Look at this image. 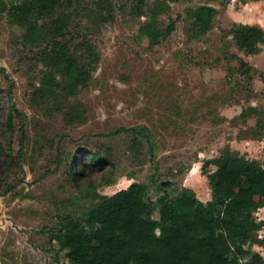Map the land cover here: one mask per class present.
<instances>
[{"label": "rangeland", "instance_id": "obj_1", "mask_svg": "<svg viewBox=\"0 0 264 264\" xmlns=\"http://www.w3.org/2000/svg\"><path fill=\"white\" fill-rule=\"evenodd\" d=\"M133 6L134 0H71L65 39L73 50L84 45L79 53L91 70L77 95L86 120L73 125L64 123L62 112L32 104L44 70L35 57L46 43L30 47L23 41L25 30L0 16V142L13 157L22 149L18 164L7 165L9 156L0 155V264H72L67 251L50 240V228L58 214H79L88 206L89 201H76L82 188L66 174L81 149L107 154L114 163L92 176L95 185L101 182L96 193L109 196L138 182L147 186L152 202L182 188L209 201L203 167L227 147L264 167V137L240 138L256 120L241 119L242 112L264 109V42L248 55L229 33L235 24L264 31V0H177L164 10L151 0L142 13ZM200 6L216 10L212 28L190 38L188 12ZM155 8L161 35L153 44L143 26L153 20ZM10 115L13 129L7 134ZM39 123L50 140L35 142ZM140 127L147 137L134 132ZM256 218L262 238L264 208ZM250 250L264 256L258 244Z\"/></svg>", "mask_w": 264, "mask_h": 264}, {"label": "trees", "instance_id": "obj_2", "mask_svg": "<svg viewBox=\"0 0 264 264\" xmlns=\"http://www.w3.org/2000/svg\"><path fill=\"white\" fill-rule=\"evenodd\" d=\"M150 1L134 0L133 9L142 13ZM175 1L159 0L162 10ZM69 9L71 0H0V16L25 30V44L40 47L46 43L35 57L44 70L32 104L45 112H62L64 123L73 125L86 120L77 95L91 79V70L79 53L84 45L73 50L65 39ZM155 9H151L153 20L143 26L153 44L161 35ZM57 11L61 13L54 16ZM215 12L210 6L188 12L190 38H199L212 28ZM173 28L170 25L165 32ZM229 33L237 49L248 55L257 53L264 42V31L257 26L235 24ZM9 103L13 110L11 99ZM250 116H255V123L242 131L240 138L261 140L264 109L249 107L240 118ZM12 121L10 115L7 134L12 133ZM44 126L39 123L34 129L37 143L49 139ZM146 131L145 127L134 129L144 137ZM4 154L9 156L7 165L18 164L22 149L13 157L11 148L0 142V155ZM211 165L216 169L208 172ZM105 167H114L109 155L91 149L75 152L67 166L70 182L82 188L76 201L89 203L79 214H58L50 228V240L67 251L72 264H264V256L250 250L252 244L264 249V237H257L261 222L256 218L257 211L264 208V167L255 160L234 156L227 147L219 157L207 161L202 171L211 186L207 202L188 188L174 196L165 192L152 202L147 198V186L138 182L109 196L98 194L96 187L101 182L95 185L92 176ZM247 255L250 260L244 261Z\"/></svg>", "mask_w": 264, "mask_h": 264}, {"label": "water", "instance_id": "obj_3", "mask_svg": "<svg viewBox=\"0 0 264 264\" xmlns=\"http://www.w3.org/2000/svg\"><path fill=\"white\" fill-rule=\"evenodd\" d=\"M0 70H1V68H0Z\"/></svg>", "mask_w": 264, "mask_h": 264}]
</instances>
